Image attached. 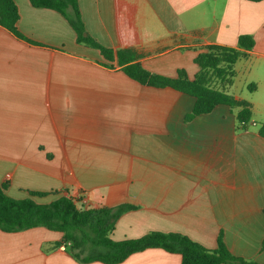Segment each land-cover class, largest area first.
Segmentation results:
<instances>
[{
    "label": "crops",
    "instance_id": "obj_1",
    "mask_svg": "<svg viewBox=\"0 0 264 264\" xmlns=\"http://www.w3.org/2000/svg\"><path fill=\"white\" fill-rule=\"evenodd\" d=\"M86 33L116 51L132 48L147 71L193 79L208 45L254 47L238 60L228 93L250 104L244 128L219 105L185 120L194 98L143 86L116 61L76 42L57 12L13 0L18 39L0 27V184L15 199L49 203L69 194L85 208L128 204L110 238L179 233L213 250L218 236L234 256L264 264V139L256 104L236 83L264 66V0H76ZM264 79V77H263ZM259 123V124H257ZM61 234L45 228L0 231V264H80ZM148 249L120 264H180ZM89 264H102L98 262Z\"/></svg>",
    "mask_w": 264,
    "mask_h": 264
},
{
    "label": "trees",
    "instance_id": "obj_2",
    "mask_svg": "<svg viewBox=\"0 0 264 264\" xmlns=\"http://www.w3.org/2000/svg\"><path fill=\"white\" fill-rule=\"evenodd\" d=\"M258 3L263 0H246ZM35 8L49 9L59 13L69 24L76 36V42L100 52L107 61H116L121 71L140 85L153 88H170L194 98L188 121L196 116L208 114L216 106L224 105L236 112V121L244 128L251 121L250 104L236 100L228 93L236 72L235 64L254 47L251 35H240L235 47L208 45L198 53L193 62L199 71L193 79L184 70H178L170 78L151 73L139 63L134 49L113 51L93 40L85 31L76 0H29ZM18 11L13 0H0V27L18 39L25 38L17 30ZM86 34V36H83ZM254 85L247 89L254 90ZM257 134L264 139V122ZM7 185L0 184V231L17 233L33 228H45L61 234L57 247L64 246L68 254L80 264H120L130 255L148 249H160L177 254L180 264H258L232 255L225 247L221 235L213 250L192 241L179 233L149 232L137 239L114 241L110 234L116 221L124 213L135 208L128 204L115 207L85 208L79 200L69 194H61L49 203H37L33 197L44 198L59 192H29L28 198L15 199L6 194Z\"/></svg>",
    "mask_w": 264,
    "mask_h": 264
},
{
    "label": "rangeland",
    "instance_id": "obj_3",
    "mask_svg": "<svg viewBox=\"0 0 264 264\" xmlns=\"http://www.w3.org/2000/svg\"><path fill=\"white\" fill-rule=\"evenodd\" d=\"M264 66L263 64L256 65L251 64L248 67V72H242L236 83H245L248 85H254V90L250 91L247 88H243L241 95L243 98L252 100L256 104V119L263 120L264 118ZM259 124V123H257Z\"/></svg>",
    "mask_w": 264,
    "mask_h": 264
},
{
    "label": "water",
    "instance_id": "obj_4",
    "mask_svg": "<svg viewBox=\"0 0 264 264\" xmlns=\"http://www.w3.org/2000/svg\"><path fill=\"white\" fill-rule=\"evenodd\" d=\"M83 36H86V34H83Z\"/></svg>",
    "mask_w": 264,
    "mask_h": 264
}]
</instances>
